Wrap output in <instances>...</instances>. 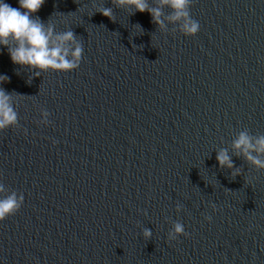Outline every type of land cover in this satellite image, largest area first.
Here are the masks:
<instances>
[{
	"label": "water",
	"instance_id": "water-1",
	"mask_svg": "<svg viewBox=\"0 0 264 264\" xmlns=\"http://www.w3.org/2000/svg\"><path fill=\"white\" fill-rule=\"evenodd\" d=\"M189 12L193 36L112 0H45L34 15L83 54L30 83L0 48L18 115L0 131V183L24 196L0 221V264H264V170L231 156L232 177L215 159L238 131L264 134V0ZM176 220L189 235L169 241Z\"/></svg>",
	"mask_w": 264,
	"mask_h": 264
},
{
	"label": "clouds",
	"instance_id": "clouds-1",
	"mask_svg": "<svg viewBox=\"0 0 264 264\" xmlns=\"http://www.w3.org/2000/svg\"><path fill=\"white\" fill-rule=\"evenodd\" d=\"M18 7H12L6 0H0V48H4L13 64L26 67L31 77H39L42 73L69 72L79 67L83 54L80 40L69 28L57 31L54 22H43L34 15L39 11L45 0H16ZM193 0H156L155 5L149 0H112L117 8H131L133 11H147L151 20L162 31L167 29V24L175 25L172 31H179L185 36L195 35L200 28L197 20L190 15L189 8ZM167 7L170 12L165 16L162 9ZM95 12L113 18V10L109 7H99ZM140 29V26L135 25ZM141 30V29H140ZM9 77L0 74V83L8 81ZM21 95L16 94V98ZM13 93L6 92L0 87V131L17 125L18 115L14 108ZM50 113L40 110L39 123L48 125ZM55 143V141H53ZM229 148L221 147L216 150L215 159L221 168L230 170V175L235 177L242 172L241 167H235L231 156L242 157L248 164L256 169L264 170V134L252 135L247 129L238 131L230 143ZM24 196L16 191H9L0 183V221L14 214L23 203ZM209 206L216 210V205ZM182 205H176L179 212ZM206 221L211 216L205 215ZM142 236L147 240L152 236V230L144 227ZM187 237L184 225L179 220L171 222L167 232V239L175 241L178 236Z\"/></svg>",
	"mask_w": 264,
	"mask_h": 264
}]
</instances>
